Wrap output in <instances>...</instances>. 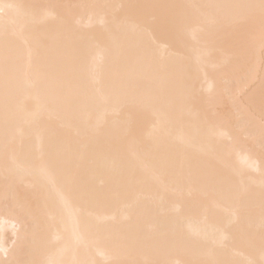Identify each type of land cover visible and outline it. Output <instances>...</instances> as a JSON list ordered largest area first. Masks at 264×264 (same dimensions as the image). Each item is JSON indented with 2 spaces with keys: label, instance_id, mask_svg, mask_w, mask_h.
<instances>
[{
  "label": "bare ground",
  "instance_id": "1",
  "mask_svg": "<svg viewBox=\"0 0 264 264\" xmlns=\"http://www.w3.org/2000/svg\"><path fill=\"white\" fill-rule=\"evenodd\" d=\"M0 264H264L262 0H0Z\"/></svg>",
  "mask_w": 264,
  "mask_h": 264
},
{
  "label": "snow or ice",
  "instance_id": "2",
  "mask_svg": "<svg viewBox=\"0 0 264 264\" xmlns=\"http://www.w3.org/2000/svg\"><path fill=\"white\" fill-rule=\"evenodd\" d=\"M262 7H264V0H262Z\"/></svg>",
  "mask_w": 264,
  "mask_h": 264
}]
</instances>
